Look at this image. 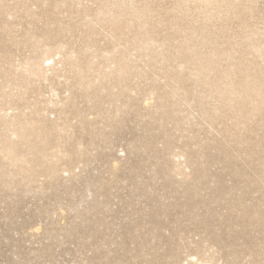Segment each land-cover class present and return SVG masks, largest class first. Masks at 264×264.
I'll list each match as a JSON object with an SVG mask.
<instances>
[{
    "label": "rangeland",
    "instance_id": "1",
    "mask_svg": "<svg viewBox=\"0 0 264 264\" xmlns=\"http://www.w3.org/2000/svg\"><path fill=\"white\" fill-rule=\"evenodd\" d=\"M196 258L264 264V0H0V264Z\"/></svg>",
    "mask_w": 264,
    "mask_h": 264
},
{
    "label": "bare ground",
    "instance_id": "2",
    "mask_svg": "<svg viewBox=\"0 0 264 264\" xmlns=\"http://www.w3.org/2000/svg\"><path fill=\"white\" fill-rule=\"evenodd\" d=\"M106 14V13H105ZM108 15V14H107ZM105 16V15H104ZM243 33V32H242ZM218 40V39H217ZM236 41V40H235ZM243 41V40H242ZM48 59V58H47ZM46 59V60H47ZM49 60V59H48ZM54 62V61H53ZM54 64V63H53ZM23 69H24V71L26 72V74H27V76L29 75H42V73L43 72H45V64H43V62H40V61H32V60H29V61H27L24 65H23ZM50 69V66L48 65V70ZM51 70V69H50ZM124 69L122 68V67H120L119 69H118V73L120 74V75H123L124 74ZM118 75V74H117ZM122 77V76H121ZM120 78V77H119ZM120 80V79H119ZM12 86H16L17 87V85H12ZM22 86V85H21ZM13 89H14V87H13ZM11 90H12V88H11ZM13 91V90H12ZM233 91H234V89L233 88H229V90H228V93L229 94H231V93H233ZM14 93V92H13ZM13 93H7L8 95L7 96H14V94ZM21 96H22V94H20ZM21 96H19V97H21ZM12 102V101H11ZM4 153V156L5 157H11L12 158V162L14 163V164H16V163H19V162H22L23 161V159L22 158H19V157H17L16 155H14L13 154V152H12V150L11 149H7V151H3ZM196 260L199 262V263H201V264H208V262L207 261H201V260H199L198 258H196Z\"/></svg>",
    "mask_w": 264,
    "mask_h": 264
}]
</instances>
